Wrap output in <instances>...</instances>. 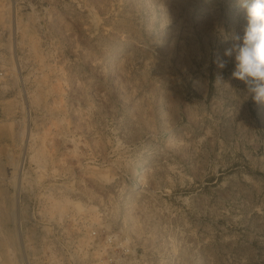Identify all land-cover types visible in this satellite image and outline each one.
Here are the masks:
<instances>
[{
  "label": "rangeland",
  "instance_id": "obj_1",
  "mask_svg": "<svg viewBox=\"0 0 264 264\" xmlns=\"http://www.w3.org/2000/svg\"><path fill=\"white\" fill-rule=\"evenodd\" d=\"M246 25L239 0H0V264H264V104L216 33Z\"/></svg>",
  "mask_w": 264,
  "mask_h": 264
},
{
  "label": "clouds",
  "instance_id": "obj_2",
  "mask_svg": "<svg viewBox=\"0 0 264 264\" xmlns=\"http://www.w3.org/2000/svg\"><path fill=\"white\" fill-rule=\"evenodd\" d=\"M239 5L247 14L243 35L226 31L221 26L216 30L217 37L222 43L231 42L224 56H234L232 78L245 83L247 99L250 97L255 103L264 104V0H239ZM213 62L218 69H224L227 64L218 54ZM215 81L225 82L220 74Z\"/></svg>",
  "mask_w": 264,
  "mask_h": 264
},
{
  "label": "built area",
  "instance_id": "obj_3",
  "mask_svg": "<svg viewBox=\"0 0 264 264\" xmlns=\"http://www.w3.org/2000/svg\"><path fill=\"white\" fill-rule=\"evenodd\" d=\"M0 74H2V72H0Z\"/></svg>",
  "mask_w": 264,
  "mask_h": 264
},
{
  "label": "bare ground",
  "instance_id": "obj_4",
  "mask_svg": "<svg viewBox=\"0 0 264 264\" xmlns=\"http://www.w3.org/2000/svg\"><path fill=\"white\" fill-rule=\"evenodd\" d=\"M22 167V166H21Z\"/></svg>",
  "mask_w": 264,
  "mask_h": 264
}]
</instances>
